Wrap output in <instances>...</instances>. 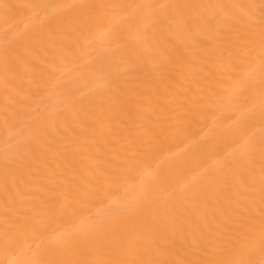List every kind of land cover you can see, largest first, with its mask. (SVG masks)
I'll return each instance as SVG.
<instances>
[{
    "label": "bare ground",
    "instance_id": "obj_1",
    "mask_svg": "<svg viewBox=\"0 0 264 264\" xmlns=\"http://www.w3.org/2000/svg\"><path fill=\"white\" fill-rule=\"evenodd\" d=\"M262 47L264 0H0V264H260Z\"/></svg>",
    "mask_w": 264,
    "mask_h": 264
},
{
    "label": "snow or ice",
    "instance_id": "obj_2",
    "mask_svg": "<svg viewBox=\"0 0 264 264\" xmlns=\"http://www.w3.org/2000/svg\"><path fill=\"white\" fill-rule=\"evenodd\" d=\"M5 7H8V6L5 5ZM69 7H71V5H69ZM261 57H262V59H264V47H262V50H261ZM69 228L74 231L78 228V225L72 224L70 222ZM224 264H227V262H224ZM230 264H253V262L251 260H248V261H232V262H230ZM260 264H264V260H262L260 262Z\"/></svg>",
    "mask_w": 264,
    "mask_h": 264
}]
</instances>
